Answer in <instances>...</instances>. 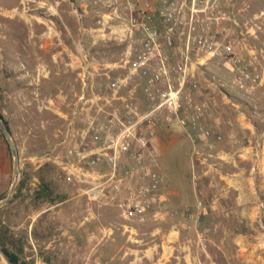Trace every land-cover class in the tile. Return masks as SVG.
<instances>
[{
  "label": "rangeland",
  "instance_id": "374dc122",
  "mask_svg": "<svg viewBox=\"0 0 264 264\" xmlns=\"http://www.w3.org/2000/svg\"><path fill=\"white\" fill-rule=\"evenodd\" d=\"M115 5L0 0V113L19 150L23 184L0 210L6 243L24 264H264V0H237L235 7L247 33L234 40L259 81L242 91L238 69L210 65L215 79L204 89L222 116V141L193 148L182 134L160 133L155 171L166 201L132 219L124 217L121 196L91 201L64 170L87 115L104 105L98 97L123 71L117 68L129 40L119 33ZM41 177L52 184L54 203L40 197ZM14 179V156L0 130V201ZM199 203L205 214L189 218Z\"/></svg>",
  "mask_w": 264,
  "mask_h": 264
},
{
  "label": "built area",
  "instance_id": "2783aa9c",
  "mask_svg": "<svg viewBox=\"0 0 264 264\" xmlns=\"http://www.w3.org/2000/svg\"><path fill=\"white\" fill-rule=\"evenodd\" d=\"M236 1L116 0L119 33L129 40L117 68L123 71L109 82L107 94L98 97L105 103H97L96 113L87 115L80 142L69 148L70 161L64 166L67 179L85 185L91 201L108 193L121 196L126 219L162 210L164 180L155 171L159 156L151 149L153 139L190 124L211 136L206 124L214 117L215 104L200 94V81L215 79L210 65L238 69L235 84L242 91L259 81L234 40L247 33ZM81 100L86 105L91 101L85 92ZM198 210L188 211V217L205 214L202 203Z\"/></svg>",
  "mask_w": 264,
  "mask_h": 264
},
{
  "label": "crops",
  "instance_id": "0c3cea01",
  "mask_svg": "<svg viewBox=\"0 0 264 264\" xmlns=\"http://www.w3.org/2000/svg\"><path fill=\"white\" fill-rule=\"evenodd\" d=\"M208 81L203 79L200 81L201 84V90H200V94L203 96L204 99L210 100L211 102H213L215 104V102L210 98L209 95H207L205 93V87L207 86ZM214 117L212 120L208 121L206 124V128L208 130L211 131V136L209 138H206V136L199 130V126H193L192 124H190L186 129H183L181 131H179V134L184 135V137H188L189 141L191 142V146L193 148H198L202 145L205 144V142H209V143H213L216 147L218 146V144L220 143L221 140H217V136H221L219 132V127L222 124V116L219 117V113L218 110L216 108H214ZM221 115V114H220ZM239 122L243 125V126H247L248 122L246 120V118L244 116L240 117ZM204 130V128H203ZM166 132V131H164ZM235 135L233 134V132L230 133V141L233 143L235 142L236 138L234 137ZM223 138V137H222ZM161 134L156 138L153 139L152 141V145H151V149L153 151H156L159 158H160V154L158 153V149L162 146L161 144ZM160 160V159H159ZM159 163V162H158ZM160 163L158 164L157 168H159ZM159 170V169H158Z\"/></svg>",
  "mask_w": 264,
  "mask_h": 264
},
{
  "label": "water",
  "instance_id": "95a60500",
  "mask_svg": "<svg viewBox=\"0 0 264 264\" xmlns=\"http://www.w3.org/2000/svg\"><path fill=\"white\" fill-rule=\"evenodd\" d=\"M0 130L2 131L7 142L9 143L10 149L14 156V177H15L9 195L5 199L0 201V210H1L5 206L10 204L11 201L14 199L20 179H21V171H20V156H19L18 147L16 145V142L13 138L11 131L6 125L4 119L1 117V114H0ZM0 259L2 260L3 264H15L11 260L9 255L1 248V246H0Z\"/></svg>",
  "mask_w": 264,
  "mask_h": 264
},
{
  "label": "trees",
  "instance_id": "16d2710c",
  "mask_svg": "<svg viewBox=\"0 0 264 264\" xmlns=\"http://www.w3.org/2000/svg\"><path fill=\"white\" fill-rule=\"evenodd\" d=\"M1 114V113H0ZM1 117L4 119L6 125L8 126L9 130L11 131L8 122L5 120L4 116L1 114ZM12 133V131H11ZM23 188V184L22 182L19 185V191H21ZM52 184L50 182H47L45 179H43L41 177V182L39 185V195L40 197H44L46 199H50L51 202H55L56 199L53 197L54 193L52 190ZM18 197V195L15 196L14 200L12 202H14L16 200V198ZM0 246L1 248L9 255V257L11 258V260L15 263V264H24L21 261L20 256L14 252L11 247H9V245L6 243V240L4 239V235H2V233L0 232Z\"/></svg>",
  "mask_w": 264,
  "mask_h": 264
}]
</instances>
